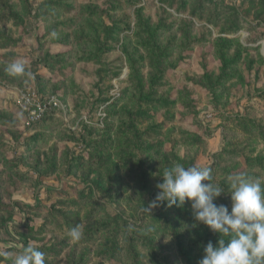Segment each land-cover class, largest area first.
<instances>
[{
    "label": "rangeland",
    "instance_id": "1",
    "mask_svg": "<svg viewBox=\"0 0 264 264\" xmlns=\"http://www.w3.org/2000/svg\"><path fill=\"white\" fill-rule=\"evenodd\" d=\"M0 18V264L28 244L46 264H130L123 229L153 233L165 204L144 206L176 164L210 167L229 208V175L264 182V0H0ZM181 207L198 264L211 230ZM116 228L118 251L101 253ZM152 240L187 264L172 234Z\"/></svg>",
    "mask_w": 264,
    "mask_h": 264
},
{
    "label": "clouds",
    "instance_id": "2",
    "mask_svg": "<svg viewBox=\"0 0 264 264\" xmlns=\"http://www.w3.org/2000/svg\"><path fill=\"white\" fill-rule=\"evenodd\" d=\"M6 71L13 76L23 75L25 65L16 61ZM162 177L156 185L159 191L155 199L144 210L150 213L162 202L180 207L190 201L194 220L219 236L215 244L209 241L204 246L198 264H264V182L245 173L229 175V208L214 202L225 191L212 183L210 167L176 164L165 169ZM82 234L80 225L68 231L73 241L80 240ZM12 264H46L45 254L28 244Z\"/></svg>",
    "mask_w": 264,
    "mask_h": 264
},
{
    "label": "trees",
    "instance_id": "3",
    "mask_svg": "<svg viewBox=\"0 0 264 264\" xmlns=\"http://www.w3.org/2000/svg\"><path fill=\"white\" fill-rule=\"evenodd\" d=\"M7 15L10 17L11 16H13L15 18L17 17V13L14 12L13 10L11 12H9ZM3 45H5V44H3ZM90 162H100V159L96 155H91L90 156ZM93 183L97 187L100 184L98 180H95ZM163 203L165 204L164 210L166 207L169 208V210L167 212L165 211V213L163 210L162 214H160V215L156 214V215L152 216L155 223H156L155 224L156 226L154 227V230H152L153 233L150 236H146L145 232L144 233L142 232L143 234L139 235V236L134 235V234H129L127 232V230L123 229V232L125 233L124 234V236H125L124 240H125V242H128L127 253L129 255V258H130V264H141L140 260H139L141 253L139 252V250L137 248V243H138L137 241H139V240H141L142 243L145 244L148 247V249L150 250L149 255L151 252V256H150L149 260H150L151 264H166L164 262V259L162 257H160L157 253L154 254V251H151V248H150V245L153 243V240H152L153 236H155L158 233H164V234L170 233V234H172L175 237V239L177 240V245H178L179 251L181 253L182 259L187 264L189 263L190 260L187 256V251H182V243L180 241V236L182 235V233L178 228L179 219L177 218V215L178 214H184V210L182 209L183 207H181V206L178 207L176 205H172L171 207H169V206H167L166 202H163ZM181 209H182V211H181ZM116 219L117 218L114 217L115 221H116ZM187 220L190 224H193L194 222H196L194 220L192 214H191V217H188ZM68 225H70L69 229H71L72 227L79 225V222H69ZM105 225H106L105 223L99 224L96 226L94 225L92 228V231H93L92 233H94V231H97L100 229L102 231L103 227ZM99 226L101 228H99ZM118 226H119V224L116 225V227H118ZM119 231H122V230H119L116 228L114 231L111 230V234H107V232H106L107 238L103 244V248L101 250V253L108 254L109 256H113L114 254H116L115 252L118 251L117 242H116V233ZM218 238H219V236L217 233L209 231L205 235L201 234V237H199L197 239V242H194V243L197 245H198V243L199 244H203V243L207 244L209 241H211L213 244H215L217 242ZM38 249L42 252L44 251L43 253L47 252L46 247H44V248L38 247Z\"/></svg>",
    "mask_w": 264,
    "mask_h": 264
},
{
    "label": "built area",
    "instance_id": "4",
    "mask_svg": "<svg viewBox=\"0 0 264 264\" xmlns=\"http://www.w3.org/2000/svg\"><path fill=\"white\" fill-rule=\"evenodd\" d=\"M30 101H31L30 98H27V99H26L27 104H29Z\"/></svg>",
    "mask_w": 264,
    "mask_h": 264
}]
</instances>
